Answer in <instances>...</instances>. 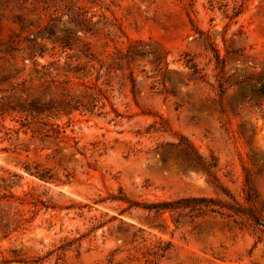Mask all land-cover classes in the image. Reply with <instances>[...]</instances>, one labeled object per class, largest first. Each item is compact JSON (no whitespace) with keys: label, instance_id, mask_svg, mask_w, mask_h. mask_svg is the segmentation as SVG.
I'll return each instance as SVG.
<instances>
[{"label":"rangeland","instance_id":"rangeland-1","mask_svg":"<svg viewBox=\"0 0 264 264\" xmlns=\"http://www.w3.org/2000/svg\"><path fill=\"white\" fill-rule=\"evenodd\" d=\"M261 83L264 0H0V264H264Z\"/></svg>","mask_w":264,"mask_h":264},{"label":"trees","instance_id":"trees-1","mask_svg":"<svg viewBox=\"0 0 264 264\" xmlns=\"http://www.w3.org/2000/svg\"><path fill=\"white\" fill-rule=\"evenodd\" d=\"M216 58H218L217 54ZM194 72L196 71L194 70ZM253 92L264 97V83L253 89ZM166 146L170 148H166ZM157 147L160 148V156L163 162L169 158H174L180 164L197 167L210 176L212 180H217L216 174L213 171V168L216 166L215 156L210 155L209 159L206 158L185 135L177 134L174 141L159 144ZM130 205H138L147 212H179L189 216H202L207 213L220 212L219 207H221L219 200L205 196H185L141 205L132 202ZM191 212L195 213L192 214Z\"/></svg>","mask_w":264,"mask_h":264}]
</instances>
